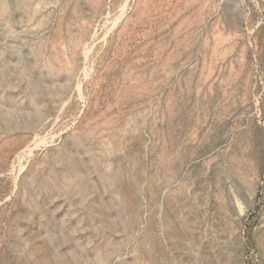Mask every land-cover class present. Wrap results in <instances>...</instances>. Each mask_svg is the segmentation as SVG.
I'll use <instances>...</instances> for the list:
<instances>
[{"label":"rangeland","instance_id":"1","mask_svg":"<svg viewBox=\"0 0 264 264\" xmlns=\"http://www.w3.org/2000/svg\"><path fill=\"white\" fill-rule=\"evenodd\" d=\"M0 264H264V0H0Z\"/></svg>","mask_w":264,"mask_h":264},{"label":"bare ground","instance_id":"2","mask_svg":"<svg viewBox=\"0 0 264 264\" xmlns=\"http://www.w3.org/2000/svg\"><path fill=\"white\" fill-rule=\"evenodd\" d=\"M180 194V193H179ZM223 246V245H222ZM113 247V246H112ZM213 249V248H212ZM202 250V249H201ZM198 256V255H197Z\"/></svg>","mask_w":264,"mask_h":264}]
</instances>
